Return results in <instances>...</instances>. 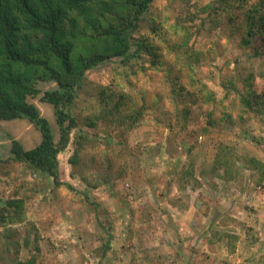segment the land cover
<instances>
[{
  "label": "rangeland",
  "instance_id": "obj_1",
  "mask_svg": "<svg viewBox=\"0 0 264 264\" xmlns=\"http://www.w3.org/2000/svg\"><path fill=\"white\" fill-rule=\"evenodd\" d=\"M209 1L155 0L152 8H165L172 21L190 7ZM191 15L198 22L194 28H200L202 13L191 10ZM225 23L224 19L212 31L206 23L203 29H196L191 40L203 56L197 63V75L213 90L215 104L199 101L185 127L174 122L166 66H150L144 71L150 62L145 51L132 70L129 62L115 60L89 70V79L72 109L78 125L58 154L59 180L64 182L58 186L52 176L41 177L23 163L4 162L11 155L12 138L29 148L39 142L40 133L24 118L0 120V204L16 196L23 199L26 210L25 219L13 225L17 232L12 231L11 237L18 242L12 244L15 252L6 249L9 237L0 245L5 256L0 259L2 264L12 256L24 260L33 254H37L36 264H264V179L259 180L261 172L244 166L246 156L264 162V107L250 110L240 98L244 92L241 78L249 74L253 75V89L264 92V63L231 40ZM146 32L147 26H143L133 34ZM159 48L168 65L173 58L165 55L167 46ZM230 79L233 85L227 82ZM35 83L42 90L56 86L50 78L38 77ZM100 86L114 92L110 104L118 98L121 101L123 123L105 114L107 105ZM154 94H160L159 106L139 115ZM39 96L28 99L51 122L57 136L52 105ZM210 110L216 123L204 133L201 129ZM224 113L230 114V119H225ZM129 115L136 118L134 124L129 123ZM110 132L114 144L109 146L97 135ZM220 142L235 154L233 182L215 173L214 178L204 172L197 175L206 169L205 162H213ZM75 147L78 158L71 163ZM46 187H53L54 193L48 194ZM209 209L214 212L206 216ZM214 214L213 224L201 225L204 221L208 224ZM184 216L188 217L179 221ZM211 235L220 240L213 247L204 246L200 239ZM250 235L259 239L253 236L250 240ZM228 241L229 251L223 245Z\"/></svg>",
  "mask_w": 264,
  "mask_h": 264
},
{
  "label": "trees",
  "instance_id": "obj_2",
  "mask_svg": "<svg viewBox=\"0 0 264 264\" xmlns=\"http://www.w3.org/2000/svg\"><path fill=\"white\" fill-rule=\"evenodd\" d=\"M154 1L0 0V120L24 118L40 133L39 142L29 148L12 138L11 155L4 162L23 163L40 176H52L57 186L64 183L59 180L58 154L67 146L71 130L78 125L76 116L72 114L73 105L89 79V70L106 61L129 62L132 70L133 66L137 67L134 61L145 51L150 62L144 66V71L146 68L166 66L170 81L168 93L175 106L174 122L184 127L199 101L200 104H215L213 90L197 75V63L203 56L191 43L196 29L201 30L208 23L209 31L215 30L225 19L231 40H235L240 49L250 50L252 56L261 57L264 63V0H210L202 6L190 7L172 21L165 15V8L161 11L152 8ZM191 10L202 13L200 28H194L198 22L192 19ZM143 26H147L148 32L134 37L133 33ZM160 45L167 46L168 51L164 53L173 58L168 65L165 64ZM38 77L50 78L56 82V86L42 90L35 83ZM252 80V74L241 78L244 85V92L240 94L241 103L250 110L259 111L257 106L264 107V92L257 93ZM227 82L233 85L231 79ZM100 92L107 105L105 114L123 123L119 98L110 104L114 92L104 86H100ZM38 95L41 101L52 105L57 136L51 122L28 99ZM159 95L154 94L151 101H146L138 114L151 107L156 109L160 104ZM208 114L206 124L201 129L204 133L216 123L211 110ZM224 117L230 119V114L224 113ZM129 121L134 124L136 118L129 115ZM164 122L167 125V119ZM91 123L95 124L94 121ZM117 131L120 132L121 128L117 127ZM111 132L97 137L110 146L114 144ZM192 132V136H195L196 133ZM192 138L197 141V137ZM74 141L80 144L77 136ZM220 143L216 145L211 172L225 175L229 181L237 173V161L233 159L235 154L231 152L232 148ZM191 147L190 144L186 150L183 149L188 151ZM77 150L78 147H75L69 157L71 163L78 158ZM244 159L247 162L244 166L261 172L259 180L264 179V162L252 156ZM25 215L21 198L13 196L0 204V230H3L0 232V245H4L6 237H9L6 249L11 250L10 253L15 252L12 244L18 243L11 237L12 231H16L13 225L21 223ZM25 242L28 244L27 239ZM36 256L33 254L24 260L12 256L10 261L3 264H36ZM0 259H5L2 250Z\"/></svg>",
  "mask_w": 264,
  "mask_h": 264
},
{
  "label": "crops",
  "instance_id": "obj_3",
  "mask_svg": "<svg viewBox=\"0 0 264 264\" xmlns=\"http://www.w3.org/2000/svg\"><path fill=\"white\" fill-rule=\"evenodd\" d=\"M222 141V140H221ZM214 146V145H213ZM211 148H213V147H211ZM185 151V150H184ZM202 151V154L203 155H205L206 153H207V148H204L203 150H201ZM186 152V151H185ZM214 155H215V153H214ZM58 161H59V159H58ZM210 161V160H209ZM208 161V162H209ZM212 163L213 162H211L210 164H208L207 162H205L204 163V168H206L205 170L204 169H202L197 175L198 176H200V174H203V172L204 173H207V174H209V175H211L212 176V178H214L213 176V172H211V168H212ZM66 168V167H65ZM41 177H43V176H41ZM44 178H47V177H44ZM50 179V178H49ZM197 179H198V177H197ZM230 181H231V179H230ZM231 182H233V180L231 181ZM215 183H216V181H215ZM216 184H218V183H216ZM216 184H214V185H216ZM44 186H41V189L42 190H44ZM47 188V193L49 194L50 192H53L54 193V188L53 187H51V188H49V187H46ZM203 189H204V187H203ZM30 191H33V190H30ZM29 192V191H28ZM210 212H214V210L213 211H211V209H209V211L206 213V216H208L209 215V213ZM188 216H184L183 218H180L179 219V221H182V220H184V219H186ZM202 220H204V219H202ZM208 224H206L205 223V221L204 222H201L202 224L201 225H205V226H210V224H213V222L215 221V214L213 215V216H210L209 218H208ZM190 223H191V221H190ZM254 237L256 236V235H253ZM253 236H249L250 237V240H252L251 238L253 237ZM223 239V238H222ZM254 240H258L259 238L258 237H255V238H253ZM220 240V238H216L215 236H210V237H206V239H204V240H202V238L200 239V241L201 242H203L202 244L204 245V246H206V245H209L210 247H213V246H215V244L218 242ZM242 242H243V239H240ZM256 240V241H257ZM255 241V242H256ZM241 243H240V241H238L237 240V246L239 245L240 246V250H239V246H238V250L239 251H242V253H243V250H242V247H241V245H240ZM224 245V247H226L227 248V251H229V246H231V242L230 241H228V242H226V244H223ZM203 246V247H204ZM221 248L223 249V246H221ZM207 251L210 253V252H212V254H214L215 252H217V251H215V250H209V249H207ZM231 255H232V253H231Z\"/></svg>",
  "mask_w": 264,
  "mask_h": 264
}]
</instances>
